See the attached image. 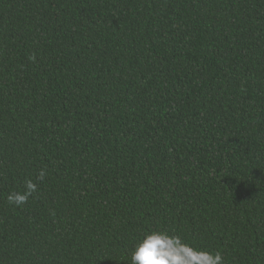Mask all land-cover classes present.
Wrapping results in <instances>:
<instances>
[{
    "label": "trees",
    "instance_id": "1",
    "mask_svg": "<svg viewBox=\"0 0 264 264\" xmlns=\"http://www.w3.org/2000/svg\"><path fill=\"white\" fill-rule=\"evenodd\" d=\"M151 231L264 264V0H0V264Z\"/></svg>",
    "mask_w": 264,
    "mask_h": 264
},
{
    "label": "clouds",
    "instance_id": "2",
    "mask_svg": "<svg viewBox=\"0 0 264 264\" xmlns=\"http://www.w3.org/2000/svg\"><path fill=\"white\" fill-rule=\"evenodd\" d=\"M46 175V170L41 169L37 179L43 181ZM35 191L36 184L27 180L24 190L10 192L7 201L12 205H23ZM130 264H222V256L219 252L197 250L167 232L151 231L134 243Z\"/></svg>",
    "mask_w": 264,
    "mask_h": 264
}]
</instances>
